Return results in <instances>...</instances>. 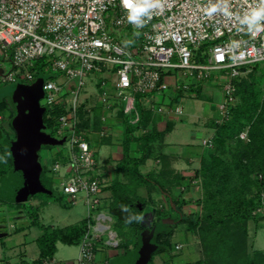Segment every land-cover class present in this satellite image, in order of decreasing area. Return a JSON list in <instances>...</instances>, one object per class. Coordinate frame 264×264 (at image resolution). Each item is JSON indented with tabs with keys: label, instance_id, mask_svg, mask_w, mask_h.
I'll return each instance as SVG.
<instances>
[{
	"label": "built area",
	"instance_id": "built-area-1",
	"mask_svg": "<svg viewBox=\"0 0 264 264\" xmlns=\"http://www.w3.org/2000/svg\"><path fill=\"white\" fill-rule=\"evenodd\" d=\"M258 3L259 0H160V7L145 18L144 26L136 28L128 22L121 0H0V50L2 57L11 61V68L2 72V80L34 81L38 76L31 70L18 76L15 68L25 63L31 68L42 57L50 70H60L65 75L64 85L56 78L43 77V96L39 100L45 106L59 103L67 108L51 126L54 133H49L68 142L63 167L68 175L61 180L63 192L73 201L77 192H83L86 204L87 223L74 264H100L96 243L109 227L102 221L111 218L105 211L94 212L102 179L77 116L78 92L86 76L93 71H114L112 85L123 100L120 105L125 114L134 112L131 121L135 122L139 118L136 94L166 90L174 68L196 79L175 86L183 93L206 82L211 69H219L222 72L217 78L223 82L224 97L218 102L216 121H221L227 118L235 99L233 81L240 74V66L264 62V31L249 32L240 23ZM214 6L215 12L211 11ZM198 48L200 61L193 59ZM105 84L102 78L101 103L109 108L113 103ZM63 89L73 93L70 103L65 102ZM152 108L158 112L163 109L159 104ZM170 109L182 112L179 105ZM239 136L244 138L246 132L241 131ZM206 142L211 143V139L205 138L203 143ZM51 166L53 170L61 168L57 159ZM263 196L262 191L260 205L253 214L264 216ZM91 216L96 222L92 228ZM115 235L110 230L106 243L118 244ZM58 263L53 257L42 260V264Z\"/></svg>",
	"mask_w": 264,
	"mask_h": 264
},
{
	"label": "rangeland",
	"instance_id": "rangeland-1",
	"mask_svg": "<svg viewBox=\"0 0 264 264\" xmlns=\"http://www.w3.org/2000/svg\"><path fill=\"white\" fill-rule=\"evenodd\" d=\"M109 28L112 29L111 26ZM200 51L201 48L194 51V60H202L200 59L202 56ZM2 56L0 50V97H6L5 104L0 105V130L7 133L9 139L10 137H15L14 129L11 125V119L18 112L15 103V96H17L16 84L17 82H23V80H2V72L8 71L11 68V61ZM35 63L36 60L34 61V64ZM26 65L27 64L25 63L23 66L15 68L18 76L19 74L22 75L28 70H31L36 77L43 76L44 78H56L64 85L65 75L60 70L52 71L48 64H43L41 72H37L35 66L30 68ZM221 72L222 71L219 69H211L210 77H208L206 82L200 84V88L197 91L187 90L183 93L181 90H175V86L177 84L193 83L196 79L183 74L182 69L174 68L171 72V76H169L170 85L168 89L164 91H147L146 93L139 94L141 104L148 108L150 114L154 113V116L157 113L152 111V105L154 107L155 104L161 105V108H164L165 110L169 106L174 108L176 105H179L182 108L181 113H175L178 118L175 120L173 130L169 132L167 138L168 143L165 144L163 148L168 153L174 155L173 157L170 154L165 153L166 157L164 159L166 161V166H163V169L165 170L159 174V161L156 160V158H153L158 151L157 148H154L151 156L145 161V163L140 165L142 172H149L148 174L150 175L151 180H159L165 188L169 187V191L164 190L162 192L159 186L146 179L140 183L133 181L125 182L121 189L122 192H126L128 195H136L134 203L139 204L138 207L141 210V219L139 221L141 224L140 226L128 224L119 219L114 212L110 211L107 206L110 191H102L105 182L112 176L116 160H119L120 157L119 143L121 141V136H119V134L122 135L121 128L122 126L125 127L127 125V122H129L127 119L134 116V112L125 114L124 122L120 119L121 116H118L117 118L116 111L114 112V110L117 109V106L123 102L121 96L120 98L119 96L117 97L114 86L112 85L115 75L114 71L109 72L108 69H105V71H93L86 76L85 83L81 86L78 92L77 116L79 123L84 122L85 124L86 122L89 124L90 122L95 121L99 126L101 123L103 125L107 124L109 128L105 129V127L102 129L104 130L102 136L105 138L108 137V134H113V139H116V141L112 142L116 145L102 144L99 146L96 144L95 136L97 135L92 131L93 129H91L92 125H84L88 128H84L83 133L90 135L94 156L99 164V171L101 174L103 173L101 175L102 184L98 193L99 202L96 205L94 212L102 210L111 216V219L102 221L103 223L108 224L109 227L105 229L100 240L96 243V259L98 261L101 257H104L110 261H108V264H133L134 261L137 260L136 258L139 256L141 250H145L147 245L152 254L158 247L157 240L154 237L155 228L157 227L158 230L173 229V233L168 238V243L165 245L164 251L154 255L152 264H204L200 259L202 258V248L198 233L195 231L191 232V230L188 229L186 220H177L182 216L180 212L184 214H200L202 211L203 208L201 203H198L195 200L196 197H203L204 195L201 179L200 177L197 178V181L190 183L189 185L191 186L188 187L184 186L183 183L178 182L177 178L180 171H186L185 169H189L193 165L195 167L199 165L200 156L197 153V149H203L205 146H210L212 143L207 144L206 142V145H203L202 138L204 136L208 137L213 133V128L206 125V122L210 121V118L212 120L219 114L217 108L218 102L224 97L223 82L221 79L217 78ZM249 72H251L252 75H257L259 73L256 69L251 70L250 68H247L240 74L244 76L247 81L252 80L253 77L256 80L258 88L263 83L261 86L262 88L260 89L264 92V82H260V78L257 79V76L249 75ZM102 78L106 80L104 88L108 90L109 98L112 101L113 106H115V109L104 108L101 103V89L99 87V82ZM24 82L30 83L32 81L26 80ZM62 92L64 93L65 102L70 103L73 93L65 91V89H63ZM55 106L60 105L57 103ZM60 108L61 111L58 115L54 116L51 114L54 117V122L58 120L60 114L67 111L66 106H60ZM44 113L46 115L48 110H45ZM209 113L211 114V117ZM102 115L105 116L104 119L101 118ZM193 122L197 123L195 124ZM162 126L163 124L161 126L158 125V127ZM247 128L248 126H245L241 131L247 132ZM46 130L54 133L51 126H46ZM209 138L212 141V135ZM244 138H247V134ZM4 139L5 138H1L0 141L6 143L7 141ZM235 141L236 138L231 141L234 146L236 144ZM229 147L230 148L225 150L222 154L226 165L224 168L220 169V172L225 174V183L221 184V189L217 186L214 190V193H217L215 194V197H223V200L228 197L230 199L237 196H245L244 192L241 190L248 191L246 194L249 196L255 191L253 186L251 187V185H253V182L251 183V178H254L255 174L253 172L244 174L238 170L236 159H232V156H235V150L232 149L233 147L231 144H229ZM68 149L67 141H63L61 144H41L38 149V159L42 165L40 179L45 186L52 190L51 193L39 191L34 193L28 200L15 201L9 198L10 196L5 179L0 177V218L7 217L6 225L0 227V232L8 231V234L6 233V235L0 236L1 256L12 255L20 249H27L29 255L38 252V244L35 237L39 234L42 225H44V227L47 225H50L51 227H61L70 224H78L86 228L87 211L83 192H77L76 201H73L72 199H69V196L62 190L61 180L67 178L68 175L63 168L66 165L65 159ZM196 154L197 156H195ZM8 155L9 148L6 146V151H0V167L4 166L3 164L6 163ZM55 159L61 164V168L58 170H53L51 166ZM161 164L162 162L160 165ZM172 164L174 168H171ZM8 172L9 170L7 171V174ZM192 172L193 171L188 172L187 175L192 176ZM120 178H122L121 175ZM192 179H194V177ZM122 180H125V178H122ZM248 182H250V184ZM176 185L180 186V188L176 187ZM179 192L181 193L180 196L178 195ZM182 197L186 201L180 206L181 204L178 203V201L180 202V198ZM141 200L145 202L144 206L140 204ZM171 200L174 201L177 206L172 204ZM219 206L225 207L227 206V203L225 202L222 204V201L219 200L217 207ZM175 207H178V209ZM19 208L23 210L25 216L21 218L10 217L12 216L10 213ZM90 220L92 228V225L96 223L94 216H91ZM152 224H156L154 230H152ZM248 225V250L255 251V248L263 249L264 216H262L257 222L250 219ZM21 227H26V231L25 233H20L19 237H16L17 235L14 232ZM110 230L115 231L116 233L115 237L118 239L117 245L106 243V240L109 238ZM7 235L11 236L6 239ZM19 240L26 241L25 246L12 247V245ZM155 246L157 247L154 248ZM78 250V243L74 242L70 244L57 240L55 242V250L52 257L63 261L65 264H74Z\"/></svg>",
	"mask_w": 264,
	"mask_h": 264
},
{
	"label": "trees",
	"instance_id": "trees-1",
	"mask_svg": "<svg viewBox=\"0 0 264 264\" xmlns=\"http://www.w3.org/2000/svg\"><path fill=\"white\" fill-rule=\"evenodd\" d=\"M43 64H47L45 58H39L33 65L37 69V72H41ZM250 68L259 71L257 79L260 78V82H264V63L252 62L240 66V73ZM43 77V76H42ZM256 78V77H255ZM253 81V82H251ZM234 101L229 106L228 116L221 121H216V117L210 120V126L213 128L212 143L209 146L204 147V152L200 156L199 165L194 167L193 174L180 175L178 174V182L183 183L184 186H188L191 183V179H201V185L203 189V197H197L195 200L201 203L202 211L198 213H181V217L178 221L186 220L187 227L191 232H197L201 242L202 258L201 261L204 264H264V248L255 249V251L248 250V221L250 219L256 222L260 220L262 215L253 214L252 211L260 205L261 192H264V92L262 84L259 88L256 85V80L252 77V80L247 81L241 74L234 78ZM201 83H197L196 86H191V90H198ZM180 91V89H179ZM182 92V90H181ZM140 93L135 96V103L139 112V118L134 123L127 122L124 128V138L122 141V156L116 163V170L121 172L125 180L114 179L107 186H103V189H109L111 194L107 206L110 211L114 212L117 217L124 222L127 221L129 216H141V210L137 203H134L135 196L128 195L126 192H122L121 189L125 182H137L140 183L143 180H150L157 186H159L162 192L166 189L164 185L157 179L151 180L149 172H142L140 165L151 156L155 145L158 144V151L155 155L156 158L162 162L160 173L166 166L165 157L166 154L160 150L164 135L170 131L173 122L167 120L164 128L158 130L153 127L147 128L151 119L150 111L146 106L141 104ZM6 97H0V105L5 104ZM48 113L45 115L43 112V122L46 126H52L54 123L53 115H58L61 111L60 106H46ZM63 110V109H62ZM119 114L124 115L122 106L118 110ZM53 114V115H51ZM87 123H79L80 129H84ZM92 125L93 130L99 129V124L95 121L90 122L87 126ZM247 128V138L242 139L239 136V132L245 127ZM139 128L142 130L136 134L135 131ZM84 137L89 140L90 135L83 133ZM103 137V136H102ZM9 140L7 133L0 130V139ZM107 137L104 138L106 140ZM236 138L235 146L232 145V139ZM158 140V141H157ZM134 141L138 145V150L135 151L134 147H131V142ZM157 142V143H156ZM8 142L0 141V151H6ZM229 144L235 150V158L238 166V170L244 174L254 173V178H251L253 182L254 193L250 196L246 193L248 191L241 190L245 196H237L233 198H216L214 190L217 186L221 189V184L225 183V174L220 172V169L224 168L225 159L223 153L228 150ZM234 144V143H233ZM206 145V144H205ZM157 146V145H156ZM157 148V147H156ZM8 160V161H7ZM0 167V177L4 178L7 175V171L11 167L10 157L6 158V163ZM221 174H220V173ZM260 175V176H259ZM224 179V180H223ZM215 182V183H214ZM247 183V181H246ZM244 183V184H246ZM250 184V182H248ZM47 187V186H46ZM50 189V188H49ZM51 190V189H50ZM220 191V190H219ZM218 191V192H219ZM181 193L178 195L180 196ZM183 199V200H182ZM182 206L185 203V199L180 198ZM221 200L222 204L227 203V206H219L218 201ZM142 206L145 202L141 200ZM175 206L176 203L172 201ZM122 206H126L128 211H123ZM187 217V218H185ZM176 220V221H177ZM140 221V220H139ZM139 221L132 220L126 222L131 225H141ZM42 233L37 238V243L40 247L39 257L28 264H42V260L46 257H52L55 250V242L61 240L66 243H78L84 227L78 224H70L66 226H45L42 225ZM173 229L158 230L155 228V239L157 240L158 247L151 254L147 264H152L153 257L156 253L164 251L165 245L168 243V238L172 235ZM163 243V244H161ZM175 247V246H174ZM198 259V260H200Z\"/></svg>",
	"mask_w": 264,
	"mask_h": 264
},
{
	"label": "water",
	"instance_id": "water-1",
	"mask_svg": "<svg viewBox=\"0 0 264 264\" xmlns=\"http://www.w3.org/2000/svg\"><path fill=\"white\" fill-rule=\"evenodd\" d=\"M42 83L43 77L39 76L30 83L17 82L16 84L15 103L18 112L11 119L15 138L6 140L11 167L7 176L4 177L9 198L15 201L28 200L39 191L52 192L40 179L42 165L38 159V149L41 144H61L64 141V137L57 138L45 130L43 112L47 107L39 100L43 96ZM10 215L12 218L24 216L21 208L12 211ZM6 220L7 217L0 218V227L6 225ZM155 225L152 226V230ZM150 257L151 252L147 245L133 264H147Z\"/></svg>",
	"mask_w": 264,
	"mask_h": 264
},
{
	"label": "crops",
	"instance_id": "crops-1",
	"mask_svg": "<svg viewBox=\"0 0 264 264\" xmlns=\"http://www.w3.org/2000/svg\"><path fill=\"white\" fill-rule=\"evenodd\" d=\"M169 79V78H168ZM168 89V88H167ZM157 96V95H156ZM113 101H115V100H113ZM158 105V104H157ZM121 107V105H119V106H117V109L116 110H114V112L116 113V115H117V118H118V116H121L120 117V119L124 122L125 121V118H124V116H125V113H124V115H122V114H119L118 113V110H119V108ZM109 108H113V109H115V106H113V104H111V106L109 107ZM108 108V109H109ZM171 107L169 106V107H167V109L165 110L164 108L161 110V111H155L157 114H155V116H154V113H152L151 114V119H150V121H149V124H148V127L147 128H151V127H153V128H155V129H158V130H160V129H162V128H164V125H165V123H166V121L167 120H171L172 122H173V124H172V127H171V129H170V131L169 132H171L172 130H173V128H174V125H175V120H176V118H178V116L177 115H175V113L170 109ZM152 111H154V110H152ZM164 112H165V114H164ZM209 115H210V117H211V114L209 113ZM214 117V116H213ZM215 117H217V115L215 116ZM214 117V118H215ZM131 118L132 117H130L129 119H127V121H129V123L131 122V123H134V122H132L131 121ZM197 118H199V117H197ZM119 119V120H120ZM92 120H94V119H92ZM118 120V119H117ZM210 120H211V118H210ZM193 123H197V122H193ZM163 124V126L162 127H158V125H162ZM206 125H209L210 126V121H208V122H206ZM106 127V129H108L109 127H108V125L107 124H100V126H99V129H98V131L97 130H92V131H94L95 132V134L97 135V136H95V140H96V144H98L99 146L100 145H102V144H114V143H112V142H114V141H116V139H113L114 138V135L113 134H108L107 136V138H106V140H104V137H102V133L100 132L101 131V129L103 128V127ZM211 127V126H210ZM88 127H85V129H87ZM124 126H122V128H121V133H122V135L121 134H119V136H121V141H120V143H119V146H120V157L122 156V141H123V138H124ZM142 130V128H139V129H137L136 131H135V133L136 134H138L140 131ZM108 131V130H107ZM99 133V135H98V133ZM169 132H167L165 135H164V137H163V140L161 141L162 143V145L160 146V150L163 152V153H168L165 149H163L164 148V146H165V144H167L168 142H167V138H168V136H169ZM212 135V134H211ZM211 135H209L208 137H203L202 138V140H204L205 138H209V137H211ZM13 138H15V137H13ZM12 137H10L9 139H13ZM202 140H201V142H202ZM89 142H90V144H91V137H90V139L88 140ZM158 141V140H157ZM157 143V142H156ZM203 143V142H202ZM114 145H116V144H114ZM157 145V146H156ZM155 145V148L157 147V149H158V147H159V145L158 144H156ZM203 145H205V144H203ZM91 146H92V144H91ZM134 147V150L135 151H137L138 150V145L137 144H135V142L134 141H132L131 142V147ZM116 147V146H115ZM159 150V149H158ZM204 152V148L203 149H197V153L199 154V156H201V154ZM114 153V152H113ZM168 154H170L171 156H173L174 157V155H172L171 153H168ZM156 155V154H155ZM155 155L153 156V158H156L155 157ZM195 156H197V154L195 155ZM119 157V158H120ZM96 159V158H95ZM156 160H158L159 161V168H161L162 167V164L160 165V163H161V161L159 160V158H156ZM97 161V160H96ZM117 161H118V159L116 160V163H117ZM98 166H99V164H98ZM198 166V165H197ZM194 165L193 166H191L189 169H185L186 171H184V170H182V171H180L179 173L180 174H184V175H187V173L188 172H190V171H193V169H194ZM171 168H174V166H173V164L171 165ZM102 172V171H101ZM193 173V172H192ZM103 174V173H102ZM101 173H100V177H101V175H102ZM120 175L122 176V178H124V176L122 175V173L121 172H118L117 170H116V164H115V166H114V168H113V171H112V176L110 177V179L109 180H107L106 182H105V186H107V185H109V183L111 182V181H113L114 179H120V180H122V178H120ZM119 177V178H118ZM123 181V180H122ZM194 181H197V178H194V179H192V181H191V183L192 182H194ZM189 186H191V185H188V187ZM176 187H178V188H180V186H177L176 185ZM175 187V188H176ZM169 188V187H168ZM167 187L165 188L166 189V191H169V189H168ZM105 190H108V191H110L109 189H105ZM104 189H102V191H105ZM180 193V192H179ZM110 194H111V192H110ZM110 194H109V196H110ZM177 194V193H176ZM164 197V196H163ZM110 198V197H109ZM197 198V197H196ZM161 199V198H160ZM171 203H172V200H171ZM24 214V213H23ZM24 216H25V214H24ZM111 217V216H110ZM21 218V217H20ZM111 219V218H110ZM249 226V225H248ZM25 231H26V227H21V228H18V229H16V231L14 232L17 236L16 237H19L20 236V233H25ZM1 233V236H4V235H6V233L8 234V231H4V232H0ZM42 233V230L40 229V232H39V234L38 235H36V237H35V240H36V242H37V238L39 237V235ZM11 235H7L6 236V239H8L9 237H10ZM25 244H26V241H21V240H19V241H17L14 245H12V247H16V246H20V247H23V246H25ZM38 244V243H37ZM23 245V246H22ZM117 245V244H116ZM255 249H259V248H255ZM9 250H11V249H9ZM39 254H40V247H39V245H38V252H34V253H32V255H29L28 253H27V249L25 250V249H20L18 252H15V253H13L12 255H3V256H1V254H0V264H28V263H30V262H32L33 260H35V259H37L38 257H39ZM105 256V255H104ZM57 260V259H56ZM74 260V259H73ZM60 264H65L63 261H60V260H57ZM108 261L109 260H107L106 258H104V257H101L100 259H99V262H100V264H104V263H106V264H108ZM110 262V261H109ZM58 263V264H59Z\"/></svg>",
	"mask_w": 264,
	"mask_h": 264
},
{
	"label": "clouds",
	"instance_id": "clouds-1",
	"mask_svg": "<svg viewBox=\"0 0 264 264\" xmlns=\"http://www.w3.org/2000/svg\"><path fill=\"white\" fill-rule=\"evenodd\" d=\"M121 5L127 12V20L129 23L133 24L136 28H141L144 26L146 20L145 18H150L151 13L154 9L160 7V0H121ZM211 11H217L216 6H214ZM227 14V10H225ZM264 0H259L256 7L251 8L250 11L240 19V23L246 25L249 32L264 31ZM139 35V33H136ZM123 211H128L126 206H122ZM141 217L139 216H129L126 222H131L132 220L139 221Z\"/></svg>",
	"mask_w": 264,
	"mask_h": 264
},
{
	"label": "flooded vegetation",
	"instance_id": "flooded-vegetation-1",
	"mask_svg": "<svg viewBox=\"0 0 264 264\" xmlns=\"http://www.w3.org/2000/svg\"><path fill=\"white\" fill-rule=\"evenodd\" d=\"M14 134H15V131H14ZM176 209H178V207H175ZM153 225V224H152Z\"/></svg>",
	"mask_w": 264,
	"mask_h": 264
}]
</instances>
